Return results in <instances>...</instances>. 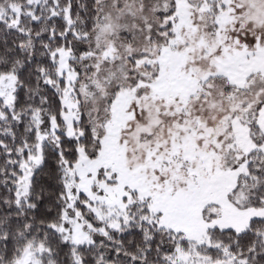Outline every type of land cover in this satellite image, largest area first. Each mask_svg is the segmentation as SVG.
Here are the masks:
<instances>
[{"label": "snow or ice", "instance_id": "snow-or-ice-1", "mask_svg": "<svg viewBox=\"0 0 264 264\" xmlns=\"http://www.w3.org/2000/svg\"><path fill=\"white\" fill-rule=\"evenodd\" d=\"M0 264H264V0H0Z\"/></svg>", "mask_w": 264, "mask_h": 264}]
</instances>
